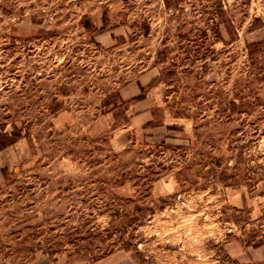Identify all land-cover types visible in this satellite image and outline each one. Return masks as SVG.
Returning <instances> with one entry per match:
<instances>
[{
    "label": "rangeland",
    "instance_id": "374dc122",
    "mask_svg": "<svg viewBox=\"0 0 264 264\" xmlns=\"http://www.w3.org/2000/svg\"><path fill=\"white\" fill-rule=\"evenodd\" d=\"M0 140V264H264V0H0Z\"/></svg>",
    "mask_w": 264,
    "mask_h": 264
},
{
    "label": "crops",
    "instance_id": "0c3cea01",
    "mask_svg": "<svg viewBox=\"0 0 264 264\" xmlns=\"http://www.w3.org/2000/svg\"><path fill=\"white\" fill-rule=\"evenodd\" d=\"M16 144L17 142L7 146L6 148L0 149V183L3 180V171L15 166V156L17 153L15 147Z\"/></svg>",
    "mask_w": 264,
    "mask_h": 264
},
{
    "label": "trees",
    "instance_id": "16d2710c",
    "mask_svg": "<svg viewBox=\"0 0 264 264\" xmlns=\"http://www.w3.org/2000/svg\"><path fill=\"white\" fill-rule=\"evenodd\" d=\"M14 142L15 140H12V141H1L0 140V149L6 148L7 146L11 145Z\"/></svg>",
    "mask_w": 264,
    "mask_h": 264
}]
</instances>
